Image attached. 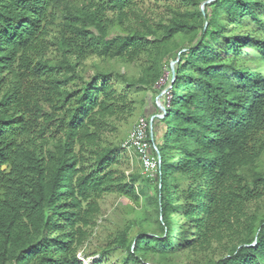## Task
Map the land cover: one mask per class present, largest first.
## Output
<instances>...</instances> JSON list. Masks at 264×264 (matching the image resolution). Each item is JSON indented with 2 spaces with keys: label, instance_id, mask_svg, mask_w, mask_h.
Here are the masks:
<instances>
[{
  "label": "trees",
  "instance_id": "16d2710c",
  "mask_svg": "<svg viewBox=\"0 0 264 264\" xmlns=\"http://www.w3.org/2000/svg\"><path fill=\"white\" fill-rule=\"evenodd\" d=\"M184 1L193 8L172 11L158 33L142 18L122 28L135 0H0V264H83L77 251L103 193L149 199L146 180L117 172L121 147L102 135L131 110L112 80L154 86L182 51L178 34L191 46L171 72L149 178L161 234L127 225L103 253L163 264L224 243L226 255L193 264H264V218L247 212L264 195V0ZM142 54L137 80L84 77L90 57Z\"/></svg>",
  "mask_w": 264,
  "mask_h": 264
},
{
  "label": "rangeland",
  "instance_id": "374dc122",
  "mask_svg": "<svg viewBox=\"0 0 264 264\" xmlns=\"http://www.w3.org/2000/svg\"><path fill=\"white\" fill-rule=\"evenodd\" d=\"M203 5L212 0H201ZM193 7L184 0H135L133 10L134 13L129 16L125 26L122 28L129 32L134 25L141 24V18L147 22L151 28L158 33L161 31V25L169 23L172 11L190 10ZM121 28V27H120ZM178 49L186 50L191 46V42L181 34L175 37ZM181 51V52H182ZM180 52V53H181ZM177 53V55H176ZM175 50L162 63V72L160 80L151 88L135 86L130 88L119 79L112 80L116 89L127 94L130 103V112L125 113L122 117L112 118L110 121L112 126L104 131L102 135L103 144L109 146L121 147L132 129L135 121L142 115L153 116L150 127L155 136L156 141L162 135L163 127L159 119L163 116L164 109L167 107L170 99V82H171V66L174 67L180 55ZM84 77L87 78L97 71L111 72L113 74H124L132 80H137L148 66L149 61L147 55H140L135 59L128 57L101 59L98 57H90L84 61ZM120 149V161L114 164L117 172H123L126 176L136 173L139 179L149 183V199L139 197L132 199L124 194L116 192H105L98 199L99 212L95 216L94 223L88 228V236L84 243L78 248L77 257L82 260L83 264H123L124 252L114 250L111 253H103L104 250L113 248V240L115 235L127 225H132L135 230H143L148 235H160V225L158 214L151 202L154 196V184L152 179L147 178L143 170L140 160L137 156L130 157L129 154ZM258 170H264V155L258 162ZM150 180V181H149ZM256 213L260 218H264V195L249 204L247 211ZM204 255L218 259L226 255L224 243H213L206 251L198 253H189L180 251L173 254L163 264H193L196 260L203 259ZM159 260L156 255H147L146 264H155ZM125 264H137L128 260Z\"/></svg>",
  "mask_w": 264,
  "mask_h": 264
},
{
  "label": "built area",
  "instance_id": "2783aa9c",
  "mask_svg": "<svg viewBox=\"0 0 264 264\" xmlns=\"http://www.w3.org/2000/svg\"><path fill=\"white\" fill-rule=\"evenodd\" d=\"M152 121L153 116L151 118L148 115L140 116L133 124L122 147L130 157L134 155L139 158L141 166L148 178L156 179L160 165V155L153 141V133L150 131ZM148 131L150 135H148Z\"/></svg>",
  "mask_w": 264,
  "mask_h": 264
},
{
  "label": "water",
  "instance_id": "95a60500",
  "mask_svg": "<svg viewBox=\"0 0 264 264\" xmlns=\"http://www.w3.org/2000/svg\"><path fill=\"white\" fill-rule=\"evenodd\" d=\"M178 61V60H177ZM171 69H172V72H173V70H174V67L173 66H171Z\"/></svg>",
  "mask_w": 264,
  "mask_h": 264
}]
</instances>
